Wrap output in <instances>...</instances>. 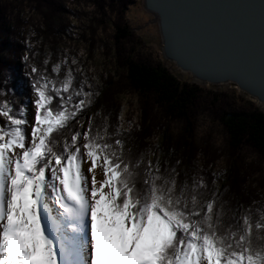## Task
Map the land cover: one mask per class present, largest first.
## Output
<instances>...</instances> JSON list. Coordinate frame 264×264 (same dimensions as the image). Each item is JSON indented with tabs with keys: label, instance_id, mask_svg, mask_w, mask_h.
Returning <instances> with one entry per match:
<instances>
[{
	"label": "snow or ice",
	"instance_id": "1",
	"mask_svg": "<svg viewBox=\"0 0 264 264\" xmlns=\"http://www.w3.org/2000/svg\"><path fill=\"white\" fill-rule=\"evenodd\" d=\"M77 64L32 65V113L0 99V264H264V215L234 228L203 176L134 157L106 115L83 127L98 93Z\"/></svg>",
	"mask_w": 264,
	"mask_h": 264
},
{
	"label": "rangeland",
	"instance_id": "2",
	"mask_svg": "<svg viewBox=\"0 0 264 264\" xmlns=\"http://www.w3.org/2000/svg\"><path fill=\"white\" fill-rule=\"evenodd\" d=\"M2 3L5 15L0 21V55L15 76L18 72L20 81L17 80L19 90L16 91L25 96L22 98L29 113L34 110L31 103L34 93L28 83L31 76L35 75L31 71L32 65L46 68L50 72L51 65L65 56L69 64L72 58H76L78 64L72 67H79L83 71V76L79 72L75 73L77 81L87 77L91 90L98 95L107 84L112 87L110 93H113V101L116 103L117 127L129 132L140 129L142 121L147 126L151 160L160 158L158 145L168 155L166 149L173 152L175 141H179L183 146L173 156L181 164H175L176 167L188 168L193 178L203 176L206 184L213 188L224 181L227 173L231 176L234 174V181L237 180L245 203L248 204L246 212L256 218L264 215V160L250 149L234 153L229 148L226 131L220 122L221 107L209 102L202 103L191 131L186 134L181 121H169L167 124L165 118L159 114L153 116L147 109L142 120L138 96L121 91L116 93L123 87L124 68L117 61L112 22L106 21L96 12L94 0H60L61 10L56 12L53 20L45 8H35V0H2ZM101 18L104 21H100ZM124 19L134 35L132 39L122 40L124 52H134L151 64H163L181 81L195 83L206 91L222 93L224 108L257 106L264 111L256 101L232 83L211 85L196 82L190 74L180 71L166 60L161 52L157 23L154 16L144 9L143 0H132L127 5ZM25 56L28 57L27 61ZM45 59L48 60L47 65L43 63ZM10 70H6L7 73ZM84 87L88 90V84ZM0 93L3 94V90ZM98 95L93 97V103L83 112L84 128L87 127L88 116H93L94 123L95 120L104 123L102 109L98 110L95 106L100 105V102H95ZM96 112L101 114L97 118L94 115ZM31 117L33 119L29 115L30 120ZM162 133L166 135L163 136L164 145L160 144ZM95 171L99 180L102 179L101 170L97 168ZM213 173L217 174L215 178ZM213 179L215 184L212 183Z\"/></svg>",
	"mask_w": 264,
	"mask_h": 264
},
{
	"label": "trees",
	"instance_id": "3",
	"mask_svg": "<svg viewBox=\"0 0 264 264\" xmlns=\"http://www.w3.org/2000/svg\"><path fill=\"white\" fill-rule=\"evenodd\" d=\"M131 1L132 0H94V4L97 7L96 12H98L103 19H106V21L109 20L112 22L114 29L113 42L117 61L120 62V65L124 68L122 72L123 87L116 91V93L121 91L134 93L138 96L142 120L144 119L147 109L153 116L159 114L162 118H165L167 124L169 121H181L186 134H189L191 131L199 106L204 102L216 104L218 108L221 107L220 122L226 131L229 148L234 150V153H238L241 149H250L264 160L263 110L259 109L257 106L224 108L221 97L223 95L222 93L206 91L195 83L181 81L163 64H151L136 56L134 52H124L121 46L122 40H129L134 36L130 26L124 19L126 7ZM35 2V8L38 6L42 9L45 8L47 10L46 13H49L52 20L55 19L54 15L56 12L61 10L60 0H35ZM3 7L2 0H0V21L5 15ZM102 18L100 21H104ZM8 66V63L4 61L0 55V92L2 90L3 92L4 90H8L6 95L0 93V99H7L14 107H18L21 104H25V100L22 98L24 95L17 94L16 91L17 89L19 90V84L17 83V80L20 81L19 74L17 72L15 76L14 72H12L10 70L11 68L9 69ZM6 70L8 72L10 70V73H7ZM5 74L8 77L6 81L3 79ZM31 78H33V76H31ZM31 80L32 79L28 82L29 84H31ZM111 88L110 84H107L106 87L104 86L95 99V102H100V105H95L96 108L98 110L102 109V114L108 117L107 122L110 125L108 129L109 132L114 131L117 127V109L116 103L113 101V93H110ZM95 123H98V120H95ZM141 125L142 127L137 130H131L129 132L121 130V139L125 142V149L131 147V154L134 157L143 153L145 160H149L152 150L148 140L149 134H146L148 128L144 125L143 121ZM162 134L160 144L164 145L163 136L166 135L165 133ZM182 146L181 142L175 141L173 152H169L166 149L168 155H165V152L158 145L161 153L159 161L162 170L165 166L169 168L175 166L177 159L174 158L173 154ZM152 161L155 162L156 160L152 159ZM184 162L185 160H183V163ZM175 168L178 174V181L186 180L190 184L193 176L188 171V168L176 166ZM234 178V174L231 176L227 173L224 181L220 182L218 187L213 188L207 183V188L202 191L208 196H210L212 191H217L219 196L217 206L219 207L220 204L223 203V220L232 223L235 228L239 226V223L233 220V215L235 214L236 217H240L247 213L248 204L245 203L242 189L237 183V180L236 182L234 181ZM249 216L253 224L259 218L253 217L252 215ZM253 232V238L256 243L264 242V231L259 233L262 238L260 241L255 240V228Z\"/></svg>",
	"mask_w": 264,
	"mask_h": 264
},
{
	"label": "water",
	"instance_id": "4",
	"mask_svg": "<svg viewBox=\"0 0 264 264\" xmlns=\"http://www.w3.org/2000/svg\"><path fill=\"white\" fill-rule=\"evenodd\" d=\"M163 57L194 81L232 83L264 106V0H143Z\"/></svg>",
	"mask_w": 264,
	"mask_h": 264
},
{
	"label": "bare ground",
	"instance_id": "5",
	"mask_svg": "<svg viewBox=\"0 0 264 264\" xmlns=\"http://www.w3.org/2000/svg\"><path fill=\"white\" fill-rule=\"evenodd\" d=\"M263 109H264V106H261ZM32 116V115H31ZM31 120H32V117H31ZM97 180L99 181V178L97 177Z\"/></svg>",
	"mask_w": 264,
	"mask_h": 264
}]
</instances>
